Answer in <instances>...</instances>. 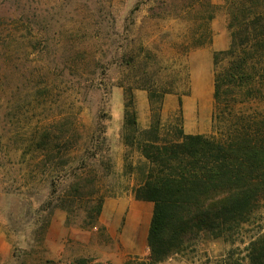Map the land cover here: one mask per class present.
Here are the masks:
<instances>
[{
  "label": "rangeland",
  "instance_id": "374dc122",
  "mask_svg": "<svg viewBox=\"0 0 264 264\" xmlns=\"http://www.w3.org/2000/svg\"><path fill=\"white\" fill-rule=\"evenodd\" d=\"M227 20L224 0H0V264L147 260L153 204L133 194L126 105L148 128L153 91L163 133L211 136ZM260 228L263 214L161 264H241Z\"/></svg>",
  "mask_w": 264,
  "mask_h": 264
},
{
  "label": "trees",
  "instance_id": "16d2710c",
  "mask_svg": "<svg viewBox=\"0 0 264 264\" xmlns=\"http://www.w3.org/2000/svg\"><path fill=\"white\" fill-rule=\"evenodd\" d=\"M224 7L231 41L213 57V134L178 126L163 133V96L155 101L153 91L151 105L159 106L148 128L139 127L132 102L126 105V143L143 159L133 194L153 204L149 255L136 264H161L205 240L232 241L255 215H264V0H224ZM101 211L102 199L94 223ZM242 261L264 264V228L250 238ZM65 264L110 263L92 257Z\"/></svg>",
  "mask_w": 264,
  "mask_h": 264
},
{
  "label": "crops",
  "instance_id": "0c3cea01",
  "mask_svg": "<svg viewBox=\"0 0 264 264\" xmlns=\"http://www.w3.org/2000/svg\"><path fill=\"white\" fill-rule=\"evenodd\" d=\"M212 3L215 5H222L223 0H212ZM225 23V21H223ZM216 24L215 20L213 21V25ZM214 46L217 47L216 50H225L229 46V36L228 29L223 27L220 34H217L214 38Z\"/></svg>",
  "mask_w": 264,
  "mask_h": 264
}]
</instances>
